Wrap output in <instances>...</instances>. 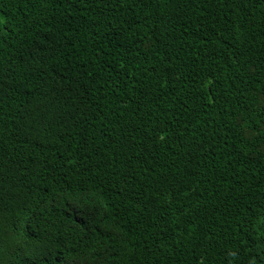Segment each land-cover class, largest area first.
Listing matches in <instances>:
<instances>
[{
    "label": "trees",
    "instance_id": "16d2710c",
    "mask_svg": "<svg viewBox=\"0 0 264 264\" xmlns=\"http://www.w3.org/2000/svg\"><path fill=\"white\" fill-rule=\"evenodd\" d=\"M0 264H264V0H0Z\"/></svg>",
    "mask_w": 264,
    "mask_h": 264
}]
</instances>
